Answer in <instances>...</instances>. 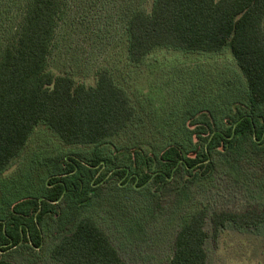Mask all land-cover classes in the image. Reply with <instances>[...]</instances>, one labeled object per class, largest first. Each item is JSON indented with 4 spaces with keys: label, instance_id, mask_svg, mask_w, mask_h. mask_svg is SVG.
<instances>
[{
    "label": "trees",
    "instance_id": "1",
    "mask_svg": "<svg viewBox=\"0 0 264 264\" xmlns=\"http://www.w3.org/2000/svg\"><path fill=\"white\" fill-rule=\"evenodd\" d=\"M68 2L0 0V173L38 125L65 144L86 147L49 159L41 192L7 203L0 213V264H14L4 255L12 248L35 255L46 220L58 234L48 254L54 263L127 264L93 215L83 213L101 195L105 177L141 192L166 184L180 170L192 181L202 179L216 151L240 157L264 150V0H138L137 5L129 0L124 12L129 64L162 48L216 54L227 47L247 94L228 104L223 116L209 109L163 121L146 116L144 142L112 149L104 145L136 118L125 89L106 70L89 86L47 70ZM207 217L205 207L189 213L175 232L166 264H207ZM210 218L215 230L228 221L237 227L264 224V205Z\"/></svg>",
    "mask_w": 264,
    "mask_h": 264
},
{
    "label": "rangeland",
    "instance_id": "2",
    "mask_svg": "<svg viewBox=\"0 0 264 264\" xmlns=\"http://www.w3.org/2000/svg\"><path fill=\"white\" fill-rule=\"evenodd\" d=\"M132 2L137 5L138 0ZM128 3L69 0L47 67L54 75H69L75 84L86 86L94 85L97 73L106 70L125 89L136 118L104 148L144 142L146 116H161L163 121L206 109L223 116L228 104L247 94L227 47L216 54L162 48L138 65L129 64L124 22ZM85 150L63 143L44 125L35 127L22 152L0 173V213L11 200L41 192L43 176L50 170L49 159ZM211 160L212 168L202 179L192 181L180 170L166 184H150L141 192L124 189L127 184L105 177L100 183L101 195L83 213L93 215L127 264H166L180 224L195 208L205 207L207 264H264L263 223L237 227L228 221L215 230L210 218L218 212L262 208L264 150H250L240 157L216 151ZM52 225L50 220L43 223V245L35 255L19 247L5 252V258L14 264H56L48 256L58 238Z\"/></svg>",
    "mask_w": 264,
    "mask_h": 264
}]
</instances>
